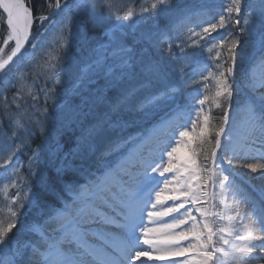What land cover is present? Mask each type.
<instances>
[{
	"label": "snow or ice",
	"instance_id": "6c2138e0",
	"mask_svg": "<svg viewBox=\"0 0 264 264\" xmlns=\"http://www.w3.org/2000/svg\"><path fill=\"white\" fill-rule=\"evenodd\" d=\"M0 13V83L15 88L0 99V170L6 177L0 185V264H264V183L237 182L233 174L237 161L252 159L243 167L264 181V0H221L195 9H180L177 0H143L139 7L48 0L42 11L26 0H0ZM161 17L174 20L160 29ZM132 23L151 26L144 43L150 46L154 30L158 43L167 44L159 59L130 46L126 29ZM243 36L258 49L237 80ZM80 42L90 54L73 89L83 98L66 117L80 135L70 152L61 155L57 145L46 161L53 182L40 168L43 145L31 150L26 165L19 154L30 148V129L47 133L46 105L62 82L61 60ZM202 52L211 65L199 59ZM170 62L176 74L187 76L185 86H201L194 103L178 102L181 89L171 83ZM40 76L53 87L37 90ZM41 94L44 106L37 108ZM213 109L221 115L214 117ZM162 110L166 115L158 119ZM143 121L154 122L147 136L125 134ZM220 150L228 154L220 157ZM28 177L37 178L38 191ZM29 210H35L31 220L24 218ZM173 213L171 222L161 220Z\"/></svg>",
	"mask_w": 264,
	"mask_h": 264
},
{
	"label": "trees",
	"instance_id": "16d2710c",
	"mask_svg": "<svg viewBox=\"0 0 264 264\" xmlns=\"http://www.w3.org/2000/svg\"><path fill=\"white\" fill-rule=\"evenodd\" d=\"M32 1L34 4H36L37 9H38V6L41 4L40 0H32ZM43 1H46V0H43ZM138 2L140 4V2H143V0H133V3L136 6L138 5ZM220 2L221 0H177V7L180 9H185V8L195 9L201 4L212 5V4H219ZM173 20H174V17H161L158 21L160 29H165L167 26L170 25V23L173 22ZM139 24H140V27H137V28L133 27V31L129 30L131 26H129L126 29L127 39L132 42L130 46H135L137 52H141L142 49L146 51L149 54L146 57V59H159L163 55V49L167 47V44L158 43L159 37L155 34L154 30H153V36H152L150 46L149 44L144 43V37L140 33L139 29L143 31H147L148 28L149 30H151V26L145 25L142 23H139ZM2 29H4V26L0 25V42L3 39V36L1 34ZM219 35H226V32H224V30H220ZM213 36L218 37V34L214 33ZM245 39H246V36L241 37V40L243 41L241 45V51L244 57V63L238 65L237 80H239L240 73L247 66V61L249 58V56L247 55V52H248L247 48L245 47L246 44H244L246 43ZM176 42L178 41L173 39V43L175 44ZM68 51H71V53L68 55H64L63 56L64 60H62L61 62V67L63 69V72L61 73L63 77L62 82L58 85H55V91L52 94L54 98H50L46 105L48 112H47V118L45 120V127L48 131L45 135L42 136L43 138L41 139L45 141L51 140L53 137H55L54 133L52 132H61L63 134L61 135V138L62 137L64 138L65 136H67L70 141V143L63 142L61 144V148L66 153L70 152L73 148H75L76 138L80 135L79 126L74 123H71L70 121L66 119V117L69 114V111L71 109H74L75 105L79 103L81 99L83 98L82 96L75 95L73 84L76 81V78L78 76V70L81 67H83V63L88 60V57L90 54L89 46L83 42H82V45H81V42L77 43L76 45L72 44L71 48ZM174 51H178V50L174 49ZM189 51H192V50L190 49ZM199 59L211 65V61L208 60V54L206 52H202L201 55L199 56ZM77 65H80L81 67L69 70L70 68L75 67ZM169 67L172 69L171 83L177 87H180L181 89L180 94L177 98L178 102L185 103L187 101H190L191 103H194L193 98H198L197 93L201 86L200 85L185 86L183 81L187 79V76L181 77L178 74H176L175 65L171 62L169 64ZM57 70L59 71L60 69L58 68ZM25 71L31 72V67L29 66V68H26ZM185 71L186 73H189V69H186ZM31 79L32 77L31 75H29V81H31ZM36 83L37 84L40 83L41 85H44V87L46 85L47 88L49 89L53 87L52 81H46L43 76L38 77L36 80ZM93 83H95L94 80H93ZM1 86L2 85H0V87ZM5 88H7V92L5 94H7L10 98L15 92V88L8 87L7 85H5ZM82 88L84 89H82L81 92L86 93L88 91V84L86 83ZM65 104H68L69 108L65 109L64 112H61L60 109ZM42 106H44V100L40 99L39 103L37 104V108H40ZM2 112H3V108H2V105H0V115H2ZM164 114H165V111L163 110L160 111L158 119H160ZM212 115L214 117H219L221 113L218 112V110L213 109ZM153 123L154 122H149V121L139 122L136 126L129 128L125 134L127 135L128 132L146 129L147 127L151 126ZM215 123L218 124L219 121L217 120L215 121ZM4 127H5V131L10 133L11 130L8 128L7 120H5ZM38 129H39L38 127L30 129L34 133V135H32L33 137L32 139L34 140V142L40 141ZM21 171L25 176H27L26 168H22ZM47 177L51 181L55 182V174L53 176H47ZM28 179L32 182V180L29 177ZM5 180H6L5 173L3 172V170H0V185H2V183L5 182ZM36 185L37 186H35L32 183L34 192L39 190V184H36ZM42 195H44L50 200L54 199V197H51L48 193H42ZM4 203L5 201L3 200L2 196H0V207H3ZM25 214H30L31 215L30 217L29 216L27 217L26 215H24V218L27 220H31L35 217V210L26 211ZM17 235L18 234L14 230L12 239H15Z\"/></svg>",
	"mask_w": 264,
	"mask_h": 264
},
{
	"label": "rangeland",
	"instance_id": "374dc122",
	"mask_svg": "<svg viewBox=\"0 0 264 264\" xmlns=\"http://www.w3.org/2000/svg\"><path fill=\"white\" fill-rule=\"evenodd\" d=\"M143 2H140V4H142ZM247 3H249V4H258L259 3V0H247ZM139 4V2H138V5L137 6H139L140 5ZM1 14V13H0ZM56 19H58V18H56ZM0 25H2V24H0ZM133 26L134 25H131V27H130V31H133ZM257 39H258V31H259V24H257ZM4 30H5V27H4ZM41 31H43L42 29H41ZM4 35V34H3ZM2 35V36H3ZM47 39H51V36H49V37H47ZM245 41H246V43H244V44H246V48H247V55L249 56V57H251V56H255L256 54H257V49H258V44L257 43H255V41H254V39L253 38H250V37H248V36H246V39H245ZM38 51H39V49H38ZM32 53V45L25 51V56H28V55H30ZM64 55H68L67 53H65ZM63 55V56H64ZM62 60H64V57L62 58ZM62 60H61V62H62ZM81 66L80 65H77V66H75V67H72V68H70L69 70H71V69H75V68H80ZM73 79V78H72ZM0 85H2L1 87H0V99H2V97H3V95H5V84H3V83H0ZM40 87V86H39ZM82 89H84V88H82ZM81 89V90H82ZM240 100H242V94H239V95H237V97H235L234 98V107L235 106H237V104H238V102L240 101ZM187 103H190V101H188ZM219 112V111H218ZM234 115H235V113H234ZM148 132V131H147ZM145 133V135L147 136L148 135V133ZM142 133V132H141ZM138 134H140V132H138L136 135H138ZM56 137V136H55ZM55 137H53L51 140H47V141H45V140H43V141H45L44 143H43V146L45 145L46 147L47 146H50V145H53V144H55L56 143V140H54L55 139ZM135 147V145H131V146H129V148L128 149H126V150H131L132 148H134ZM48 148V147H47ZM60 149H61V152H60V154L61 155H63L64 153H66L61 147H60ZM52 152L53 151H51L50 152V155H51V158H52ZM31 154V150L29 151V148L28 149H26L25 151H23V152H21L20 154H19V158H20V160L22 161V162H24L25 163V165L27 164V160H28V156ZM220 154L222 155L221 157H223L224 155H226V154H228V153H225L223 150H220ZM50 158V157H49ZM43 161H42V159H41V163H40V165H42L43 163H42ZM262 162H264V161H262ZM245 164V162L243 163V165ZM243 165H242V167H241V170L244 172V170H245V168L243 167ZM224 166H225V168H228L229 166L227 165V164H224ZM26 168V167H25ZM26 174H27V168H26ZM166 175H168V174H166ZM31 180H32V183L35 185V186H37L36 184H39L38 183V180H37V178H32V177H29ZM168 178L169 179H171V176H168ZM252 184H261V183H263L264 181H261V179H260V177H259V175L258 174H255V175H252ZM237 180H238V178H237ZM247 180H250V179H247ZM163 181H164V177H160V183H161V185L163 184ZM248 184H251L250 182H248ZM170 187H171V185H170ZM209 191H211V189H209ZM174 193L173 192H171V191H169V192H166V195H173ZM179 202V201H178ZM215 202H217V201H215ZM165 203L168 205V206H171L172 205V201L171 200H169V201H165ZM149 207H150V205H149ZM185 207H192L191 205H186ZM184 212V209H181V213H183ZM27 217L29 216H31L30 214H25ZM177 215V214H176ZM175 214H173V215H170L169 217H163V218H161V220L163 221V222H165V223H168V222H171V219H172V217L173 216H176ZM193 215H196L197 216V218L199 219L200 217H199V214L195 211V208H193ZM145 224H148L150 227L151 226H153V225H151V224H149L148 223V220H147V214H146V212H145ZM179 260H183L184 259V257H180V258H178ZM157 261V260H156ZM162 264H168V261H160Z\"/></svg>",
	"mask_w": 264,
	"mask_h": 264
},
{
	"label": "bare ground",
	"instance_id": "6f19581e",
	"mask_svg": "<svg viewBox=\"0 0 264 264\" xmlns=\"http://www.w3.org/2000/svg\"><path fill=\"white\" fill-rule=\"evenodd\" d=\"M26 3L33 7L34 10L36 11H42V10H45L47 8V0L46 1H43V0H40V5L38 6V9H37V6L36 4L33 3L32 0H26ZM118 3L120 4H128V3H133V0H118ZM134 4V3H133ZM2 14V13H1ZM58 18V17H57ZM131 25H134L133 27L137 28V27H140V24L139 23H132L130 24L129 26ZM46 27L48 26V24L46 23L45 25ZM140 30V33L142 34L143 37H145L147 35V33L150 31L149 28L147 29V31H143L141 29ZM1 34H5V30L2 29L1 30ZM2 42V40H1ZM37 41L33 40L31 43L27 44L26 47H25V51L32 45V43H36ZM73 44H77V43H73ZM81 45H82V42H81ZM79 46V45H78ZM67 54H70L71 51H67L66 52ZM40 86V87H39ZM36 87H37V90L41 87H44V85H41L40 83H36ZM186 96V94H185ZM40 99H43V94H41V98ZM39 131V138H40V141H37V142H34V140L32 139L33 137L31 136V142H30V148H29V151L32 150V149H35L37 147V145H43V143L45 141L41 140L43 137V135L40 134V130L38 129ZM48 131V130H47ZM54 133V135L56 136L54 140H56V143L53 144V145H50V146H43L44 150H45V155L42 157V165H40V168L43 169V173L47 176H53L55 174V172L53 171L52 167H51V164L50 163H47L46 164V161H50L51 160V155H50V152L51 151H54L56 148H57V145H59L61 147V144L63 142H67V143H70L69 139L67 136H65L64 138L62 137L61 138V135H63L61 132H52ZM47 139V137H46ZM2 144H3V141L0 140V147H2ZM52 155H53V152H52ZM50 157V158H49ZM245 162L246 163H253V162H256L255 160H252V159H241L239 161H237L236 163V167L235 169H233V172L236 174V175H241L243 178H240V181L243 180L244 182H252V175H255V173H251L248 169L245 168L244 172L241 170V167L243 165V163ZM246 178H249L250 180L249 181H246ZM264 183V182H263ZM147 247V246H145ZM151 262H154L153 260L151 261H146V264H153Z\"/></svg>",
	"mask_w": 264,
	"mask_h": 264
}]
</instances>
